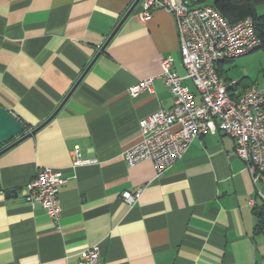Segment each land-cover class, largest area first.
<instances>
[{"label":"crops","instance_id":"crops-1","mask_svg":"<svg viewBox=\"0 0 264 264\" xmlns=\"http://www.w3.org/2000/svg\"><path fill=\"white\" fill-rule=\"evenodd\" d=\"M134 2L0 0V105L25 133L60 106ZM141 8L140 1L55 118L0 155V264H78L93 245L102 264H264V178L253 179L231 137L196 138L160 175L150 159H124L141 140L140 121L174 105L163 59L186 75L174 15L157 8L143 23ZM256 10L264 15V0ZM232 61L220 71L236 79ZM150 78L153 92L133 97L130 89ZM184 84L199 102L193 83ZM75 148L93 162L73 167ZM43 167L66 179L58 224L26 198ZM139 190L133 205L123 200Z\"/></svg>","mask_w":264,"mask_h":264},{"label":"built area","instance_id":"built-area-1","mask_svg":"<svg viewBox=\"0 0 264 264\" xmlns=\"http://www.w3.org/2000/svg\"><path fill=\"white\" fill-rule=\"evenodd\" d=\"M141 4L138 18L143 23L157 8L174 15L186 75L172 70V58L163 59L161 77L174 97V105L140 121L141 140L124 153L127 164L134 166L150 159L157 174H163L184 157L196 138L221 131L235 141L236 155L253 179L264 178V86L254 84L241 93L236 79L224 80L217 73L218 64L250 54L260 46L252 19L230 24L213 7H191L182 0H141ZM184 80L193 83L199 102ZM152 81H139L130 89L131 95L153 92ZM73 157V167L93 162L83 159L78 148L73 150ZM65 182L62 171L43 167L27 185V201L41 205L56 224L61 216L59 187ZM140 193L125 192L122 198L133 205ZM78 264H102L99 246L83 250Z\"/></svg>","mask_w":264,"mask_h":264},{"label":"water","instance_id":"water-1","mask_svg":"<svg viewBox=\"0 0 264 264\" xmlns=\"http://www.w3.org/2000/svg\"><path fill=\"white\" fill-rule=\"evenodd\" d=\"M141 0H135L131 8L128 10L124 18L122 19L121 23L116 27V29L111 33L103 47L101 48L100 52L95 56L93 61L90 63V65L87 67L83 75L80 77V79L76 82V84L73 86L71 91L68 93V95L65 97L63 102L60 104V106L55 110V112L48 117L42 124H40L35 129L25 133V126L7 109H5L3 106L0 105V148L3 147L0 150V155L4 154L5 152L9 151L22 141L26 140L27 138L31 137L32 135L36 134L39 130H41L44 126H46L51 120L55 118V116L59 113V111L62 109L64 104L67 102V100L70 98V96L73 94L75 89L78 87L80 82L83 80L89 69L92 67L94 62L97 60V58L100 56L101 52L106 48V46L109 44V42L112 40V38L117 33L119 27L123 22L132 14V12L135 10V8L138 6ZM7 195H9V192H7Z\"/></svg>","mask_w":264,"mask_h":264},{"label":"trees","instance_id":"trees-1","mask_svg":"<svg viewBox=\"0 0 264 264\" xmlns=\"http://www.w3.org/2000/svg\"><path fill=\"white\" fill-rule=\"evenodd\" d=\"M262 2L263 0H212L211 6L215 8L230 24H236L246 18L252 19L255 33L260 40V46L257 48V50L264 52V15L259 14L256 10V7ZM230 61H224L223 63ZM223 63L218 64L217 73L224 80H231L230 78L223 77L221 74L220 66ZM237 81V90H239L241 93L244 92L247 87L256 84L249 82L247 77H243ZM262 228L264 229V219Z\"/></svg>","mask_w":264,"mask_h":264},{"label":"rangeland","instance_id":"rangeland-1","mask_svg":"<svg viewBox=\"0 0 264 264\" xmlns=\"http://www.w3.org/2000/svg\"><path fill=\"white\" fill-rule=\"evenodd\" d=\"M229 74L236 79L248 77L253 83H264V52L257 50L229 63Z\"/></svg>","mask_w":264,"mask_h":264}]
</instances>
